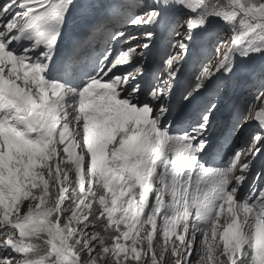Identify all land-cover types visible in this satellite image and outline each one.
<instances>
[{
  "label": "snow or ice",
  "instance_id": "6c2138e0",
  "mask_svg": "<svg viewBox=\"0 0 264 264\" xmlns=\"http://www.w3.org/2000/svg\"><path fill=\"white\" fill-rule=\"evenodd\" d=\"M0 264H264V0H0Z\"/></svg>",
  "mask_w": 264,
  "mask_h": 264
},
{
  "label": "rangeland",
  "instance_id": "374dc122",
  "mask_svg": "<svg viewBox=\"0 0 264 264\" xmlns=\"http://www.w3.org/2000/svg\"><path fill=\"white\" fill-rule=\"evenodd\" d=\"M172 51H173V53L175 52L174 49H173ZM245 79H248V78L246 77V78L240 79V80H238V81H234V82H232L231 85H230V87H229V90H230V89L233 90V93H234L235 95L246 96L245 98H247V97H248V92H249V91H252V93L255 92L254 89H255L256 86H258V85H257V84H254V85L252 86V83H250V84H248V85H245V84H243V81H244ZM255 83H256V82H255ZM246 86H248L249 89L245 90V92L242 93V95H241V92H242L243 87H246ZM245 98H244V99H245ZM234 99H235V98H233L232 95H230V94L228 93L229 107H230V105H231V103H232V101H233ZM244 99H242V100H244Z\"/></svg>",
  "mask_w": 264,
  "mask_h": 264
},
{
  "label": "bare ground",
  "instance_id": "6f19581e",
  "mask_svg": "<svg viewBox=\"0 0 264 264\" xmlns=\"http://www.w3.org/2000/svg\"><path fill=\"white\" fill-rule=\"evenodd\" d=\"M249 79V78H248ZM250 80H252V81H256L255 79H250ZM228 93L230 94V95H232V97L233 98H235L237 101H241L242 99H244L246 96H239V95H235L234 93H233V90H229L228 91ZM242 93V92H241Z\"/></svg>",
  "mask_w": 264,
  "mask_h": 264
}]
</instances>
